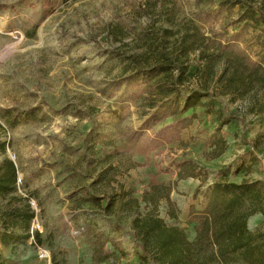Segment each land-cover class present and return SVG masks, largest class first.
<instances>
[{
    "label": "rangeland",
    "instance_id": "374dc122",
    "mask_svg": "<svg viewBox=\"0 0 264 264\" xmlns=\"http://www.w3.org/2000/svg\"><path fill=\"white\" fill-rule=\"evenodd\" d=\"M0 5H6L0 7V164L9 158L17 168L16 192L0 194V235L12 195L28 197L35 211L29 238L0 240V261L94 264V251L104 246L115 251L116 264H140L133 217L119 209L124 193L140 197L150 181L171 183L170 199L159 200L158 213L193 240L190 206L201 211L216 181L264 183V121L249 99L232 98L210 80L211 97L204 100L212 99L213 106L198 107L189 127L155 143V132L173 119L143 128L148 87L143 76L127 80L137 74L136 59H149L161 41L173 45L191 20L206 35L212 30L233 35L258 59L264 13H258V22H238L240 6L221 9L218 0H0ZM205 10L212 17L199 20ZM196 54L190 56L193 64L200 63ZM188 86L199 87L198 78ZM218 138L227 147L214 157ZM185 160L194 162L195 175L179 179ZM103 195H116L112 214L92 201ZM144 205L142 214L152 209ZM253 216L249 228L264 229V214Z\"/></svg>",
    "mask_w": 264,
    "mask_h": 264
},
{
    "label": "trees",
    "instance_id": "16d2710c",
    "mask_svg": "<svg viewBox=\"0 0 264 264\" xmlns=\"http://www.w3.org/2000/svg\"><path fill=\"white\" fill-rule=\"evenodd\" d=\"M215 1V0H214ZM221 9L240 6L238 22L259 21L258 13H264V0H218ZM6 5H0L5 7ZM209 12L199 11L197 18L207 21ZM187 30L176 42L166 46L153 44L149 59L139 61L137 74L144 77L148 87L146 103L149 109L144 127L172 118L173 122L161 127L154 134L155 143L171 139L178 131L189 127L197 117L198 107H212L208 84L214 79L220 91L232 98L250 100V109L264 121V51L258 59L236 43L233 35L212 30L206 35L194 21H189ZM219 37H222L221 39ZM160 48V49H159ZM159 49V50H158ZM197 53L199 64L190 62L191 53ZM153 61H152V60ZM197 77L200 86L189 87L192 78ZM192 109L191 114H186ZM226 123V122H225ZM224 124V122H221ZM261 137L264 139V124ZM4 149V144L0 143ZM214 157L220 156L227 147L224 138L214 140ZM115 149L113 154H118ZM109 169L113 167L109 165ZM178 178L194 177V162L185 160L179 165ZM149 188L140 197L128 191L121 197L120 211L132 216L131 236L141 250L140 264H264V229H250L248 220L255 214H264V183L244 180L240 183L218 180L210 188L206 204L201 211L192 204L189 210L190 222H195L196 236L188 238L184 228L168 224L158 213L160 199H170L172 184L149 182ZM17 168L13 160L6 158L0 164V194L16 192ZM106 204H102L103 200ZM114 196H97L92 201L105 214H112ZM144 207L152 205L146 214ZM9 208L2 212L0 240L3 244L26 239L31 236L30 225L35 217L28 197L12 195ZM20 229L22 232H16ZM35 238L41 243L40 234ZM115 251L98 247L93 253L94 264H116ZM0 264H10L0 261Z\"/></svg>",
    "mask_w": 264,
    "mask_h": 264
},
{
    "label": "built area",
    "instance_id": "2783aa9c",
    "mask_svg": "<svg viewBox=\"0 0 264 264\" xmlns=\"http://www.w3.org/2000/svg\"><path fill=\"white\" fill-rule=\"evenodd\" d=\"M41 254H42V257H44V258H46L48 256L47 252L44 251V250H42V253Z\"/></svg>",
    "mask_w": 264,
    "mask_h": 264
},
{
    "label": "bare ground",
    "instance_id": "6f19581e",
    "mask_svg": "<svg viewBox=\"0 0 264 264\" xmlns=\"http://www.w3.org/2000/svg\"><path fill=\"white\" fill-rule=\"evenodd\" d=\"M11 34H14V32H13V33H11Z\"/></svg>",
    "mask_w": 264,
    "mask_h": 264
},
{
    "label": "crops",
    "instance_id": "0c3cea01",
    "mask_svg": "<svg viewBox=\"0 0 264 264\" xmlns=\"http://www.w3.org/2000/svg\"><path fill=\"white\" fill-rule=\"evenodd\" d=\"M260 214V213H259ZM254 217V216H253Z\"/></svg>",
    "mask_w": 264,
    "mask_h": 264
}]
</instances>
